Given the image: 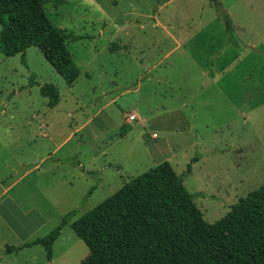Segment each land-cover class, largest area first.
Returning a JSON list of instances; mask_svg holds the SVG:
<instances>
[{
    "label": "rangeland",
    "instance_id": "374dc122",
    "mask_svg": "<svg viewBox=\"0 0 264 264\" xmlns=\"http://www.w3.org/2000/svg\"><path fill=\"white\" fill-rule=\"evenodd\" d=\"M56 1L51 21L82 37L67 42L73 84L37 46L26 63L0 51V264H82L90 251L69 225L51 261L40 244L6 246L76 220L164 160L211 223L264 184V0H220L238 45L210 0ZM45 83L59 87L54 108Z\"/></svg>",
    "mask_w": 264,
    "mask_h": 264
},
{
    "label": "trees",
    "instance_id": "16d2710c",
    "mask_svg": "<svg viewBox=\"0 0 264 264\" xmlns=\"http://www.w3.org/2000/svg\"><path fill=\"white\" fill-rule=\"evenodd\" d=\"M48 1L0 0V51L6 56L20 53L26 63V50L37 46L66 83L73 84L80 68L67 42L82 37L51 21L46 12ZM210 1L230 34L228 42L238 45L222 1ZM40 91L48 97L49 107L59 103L58 86L45 83ZM191 170L192 162L187 165V172ZM96 187L89 189L85 200ZM73 215L75 211L65 214L46 236L7 245V251L40 244L51 261L53 244L69 225L89 248L82 264H264V184L211 223L197 206L195 194L186 188L184 177L164 160L70 222Z\"/></svg>",
    "mask_w": 264,
    "mask_h": 264
},
{
    "label": "built area",
    "instance_id": "2783aa9c",
    "mask_svg": "<svg viewBox=\"0 0 264 264\" xmlns=\"http://www.w3.org/2000/svg\"><path fill=\"white\" fill-rule=\"evenodd\" d=\"M131 118H134V116H131Z\"/></svg>",
    "mask_w": 264,
    "mask_h": 264
},
{
    "label": "crops",
    "instance_id": "0c3cea01",
    "mask_svg": "<svg viewBox=\"0 0 264 264\" xmlns=\"http://www.w3.org/2000/svg\"><path fill=\"white\" fill-rule=\"evenodd\" d=\"M154 140V139H153Z\"/></svg>",
    "mask_w": 264,
    "mask_h": 264
}]
</instances>
